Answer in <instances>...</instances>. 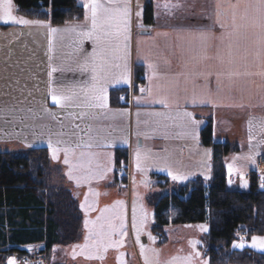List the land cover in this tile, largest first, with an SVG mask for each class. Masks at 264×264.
Wrapping results in <instances>:
<instances>
[{
  "label": "crops",
  "instance_id": "1",
  "mask_svg": "<svg viewBox=\"0 0 264 264\" xmlns=\"http://www.w3.org/2000/svg\"><path fill=\"white\" fill-rule=\"evenodd\" d=\"M77 2L84 9L83 17L62 25H51L48 20L20 12L14 0L12 14L17 19L40 23L22 25L0 21V151L4 147H16L17 151L46 148L53 159L48 145L51 138L53 147L60 149L57 153L58 159L53 160L64 165L68 180L80 193V208L86 195L89 203L93 205V210L87 213L81 208L84 214V239L69 247H55L51 260L44 264H146L144 257H136L125 220L119 219L120 212L126 207L121 193L126 189L129 192L132 182L130 156H133L135 147L147 145L156 149L162 153L163 166L167 164L166 167L172 171L188 173L185 175L187 178L205 175L210 178L213 150L201 144L200 135L207 120L212 118L214 141L237 145V149L224 160L227 182L228 177H231L234 187L248 188L250 173L255 171V163L248 157L252 155L256 160L258 155L264 154V143H260L264 140V131L259 127L264 122V60L254 55L251 40L247 43L241 41L240 54L243 55L246 46L253 54L246 61L237 58L235 64H229L225 43L212 39L206 52L208 58L200 59L193 69L189 51L190 32L203 29L214 37H220L223 30L216 23L217 4L223 6L222 11L230 21L231 10L228 6L236 0H127L130 6L127 41L130 78L128 82L113 81L108 84L107 109L90 110L96 113V118L74 119L71 114L78 117L84 109L72 106L61 108L52 102L49 94L48 45L49 28L90 27V20H85L86 10L83 5L86 0ZM124 2L125 0H119L121 6ZM149 2L154 8L152 25L144 21L145 5ZM137 3L143 5L141 16L137 15ZM165 4L179 6L169 10L164 7ZM136 19H143L140 25ZM31 27L35 30L30 37L29 32L19 31ZM144 29L150 33L141 34L140 31ZM27 40L28 46H23ZM92 47L91 41L86 40L83 44L87 52H91ZM58 54V51L53 54V66H59V61L55 59ZM149 63L167 66L169 71V79L153 81L154 85H162L163 91L158 92L154 87L152 96L147 91H140L141 88L147 89L149 86ZM138 70L143 81L136 85L134 74ZM232 70L239 71L242 75L232 79L221 75L217 79L218 72ZM82 80H90V77H81L79 72L74 71H58L53 73L52 86L60 83L71 85ZM169 85H172L171 92L167 90ZM134 86L137 91L132 93L129 105L111 104L113 90L125 89L129 94ZM162 95H167L168 107L155 102ZM202 100L210 102L202 103ZM44 109L48 111L45 112ZM154 112L168 113L170 118L149 115ZM184 112L191 113V119L177 116V113ZM48 113H55L56 118ZM137 113L140 115L137 116ZM250 121L254 125L251 139ZM89 124L93 128L91 135L95 137L94 143L100 146L75 148V144L81 139L88 141V135L76 129L75 125L83 128ZM61 132L64 135H60ZM57 140L68 143L56 144ZM69 146L75 151L69 156L70 164H65L63 149ZM116 148L129 150V186L122 181V175L116 172ZM81 152L93 155L81 157ZM237 157L240 159H236ZM203 162H206L205 172L201 168ZM229 165L233 166L231 171ZM69 171H72L73 177L79 179V185L77 179H69ZM181 174L184 176L182 172ZM245 182L246 187L243 186ZM117 202L122 203L118 205ZM105 208L110 211L103 213V219L95 226L89 224L85 227L86 220L97 221ZM89 229H92L93 234L86 240ZM85 244L88 245L87 248L84 247ZM90 256L92 258H88ZM9 259H13L12 256H7L5 264H8ZM37 259L39 260L36 262H43L41 257ZM192 261L194 264H202L198 257H194ZM159 262L165 264V259L162 258ZM204 263L210 264L206 259ZM147 264L158 263L148 261Z\"/></svg>",
  "mask_w": 264,
  "mask_h": 264
},
{
  "label": "trees",
  "instance_id": "2",
  "mask_svg": "<svg viewBox=\"0 0 264 264\" xmlns=\"http://www.w3.org/2000/svg\"><path fill=\"white\" fill-rule=\"evenodd\" d=\"M18 10L29 16L62 25L84 15L77 0H14ZM154 8L145 5L146 23H151ZM143 78L134 74L137 85ZM137 87H134V92ZM125 89L112 91V105H126L121 99ZM212 118L201 130L200 142L213 150V169L206 181L196 176L183 184L169 181L155 186L162 190L149 194L154 208V230L162 233L169 225L207 222L203 237L210 264H264V253L250 248L237 249L241 237L264 236V189L260 176L252 171L249 187L229 188L225 158L237 149L236 144L214 141ZM116 169H126L129 150L116 148ZM126 181V177H121ZM80 193L68 180L62 163L52 159L46 148L0 151V264L18 252L30 258L51 260L55 247L80 243L85 236Z\"/></svg>",
  "mask_w": 264,
  "mask_h": 264
},
{
  "label": "snow or ice",
  "instance_id": "3",
  "mask_svg": "<svg viewBox=\"0 0 264 264\" xmlns=\"http://www.w3.org/2000/svg\"><path fill=\"white\" fill-rule=\"evenodd\" d=\"M85 8V20H90V27L82 28L79 26L70 27L65 29L49 28V94L52 102L61 107L66 108L69 106L78 107L84 109L78 114L73 115V118L89 119L96 118V113L91 112V109H107L108 97L107 86L108 84L128 82L130 78V68L128 66V38L130 30V6L125 0L123 6L120 5L119 0H86L84 3ZM179 5L165 4L166 9L171 10L173 7ZM222 5L217 4V19L216 23L221 27L222 34L220 37H214L211 33L200 29L194 32H190L191 39L189 41V51L191 52L190 60L193 62V69H195V63L200 59H207L206 56L209 41L212 39H219L225 43V47L228 51L229 64H235L237 58L241 61H246L249 55L253 54V51L247 46L244 48L243 55L240 54V42L252 41V49H254V55L256 58L264 60V0H236L235 3L229 4L231 10L230 21L226 17V13L222 11ZM13 0H0V21L5 24L12 22L15 24L29 25L40 23L38 21H29L23 18L17 19L12 14ZM137 15H140L137 13ZM88 40L92 42L91 52H87L83 48L84 42ZM59 52L55 56V59L59 61V66H53L52 60L54 59V53ZM148 68L151 75L148 77L149 86L147 89L141 88V92L147 91L149 96L153 95L154 87L156 90L163 91V87L160 84H155L153 81L161 79H169V71L167 66L162 67L157 63H149ZM119 70V71H116ZM74 71L79 72L81 77L87 75L90 80H82L79 82H73L71 85H65L63 83L57 86H52V76L55 72ZM248 74V73H243ZM221 75H227L229 79L233 77H239L242 75L239 71H227L218 72L217 79H220ZM264 75V74H262ZM169 92L172 90V85H169ZM139 102V101H138ZM164 107H168L167 95H162L157 101ZM195 102V101H194ZM202 103L210 101H201ZM47 112V109H44ZM54 119L55 113H48ZM140 114L137 113V116ZM149 115L157 117L170 118V114L162 112H154ZM191 113H177L178 117H186L191 119ZM254 125L249 122V134L251 133ZM261 131H264V122L259 124ZM76 129L84 132L88 135V141L85 142L82 139L75 144V148H91L93 146H100L98 143H94L95 137L91 135L93 132L92 126L85 125L81 128L80 125H75ZM64 135L63 132L59 133ZM73 135H76L73 132ZM68 143L66 141L57 140L56 144ZM264 143V140L260 141ZM49 148L52 150L53 159H58L57 153L59 148L53 147L51 138L48 141ZM30 146V145H29ZM107 146V145H104ZM65 153V164H70L69 156L74 154L75 149L73 147H65L63 149ZM81 157L93 155L92 153L81 152ZM140 154H137V166L139 167ZM236 159H240L237 157ZM248 159L255 163L254 157L250 155ZM76 167V166H73ZM233 168L229 165V171ZM171 175V173H169ZM69 179H77L79 185V179L73 177L72 171L67 173ZM172 178L184 179L183 176L173 175ZM243 186H247L246 182ZM264 187V183H262ZM122 202H117L121 204ZM81 208L87 213L89 210H93V205L89 203L87 195L85 196L84 203L81 204ZM110 209L105 208L102 210V215L97 217V221H85V227L89 224L96 225L98 221L103 219V213L109 212ZM123 226V225H121ZM103 225H101V228ZM202 230H206L203 229ZM92 229H89V236L86 240H89L92 236ZM100 235L101 233H96ZM123 235V233H122ZM197 242H193V246ZM115 246V244L113 245ZM253 247L259 250H264V237L253 236L251 243L248 244L243 237L240 241L233 244L234 248L243 249L244 247ZM88 247L87 244L84 246ZM143 254V246H141ZM199 255V253H197ZM88 258H92L91 256ZM146 264H147V258ZM178 259V258H174ZM190 262L191 257L185 258ZM8 264H15L14 259H9Z\"/></svg>",
  "mask_w": 264,
  "mask_h": 264
},
{
  "label": "rangeland",
  "instance_id": "4",
  "mask_svg": "<svg viewBox=\"0 0 264 264\" xmlns=\"http://www.w3.org/2000/svg\"><path fill=\"white\" fill-rule=\"evenodd\" d=\"M143 10V5L140 6L137 3V13L140 14L139 16H141V13L143 14ZM136 20L137 24L140 25L143 19ZM34 30L35 29L31 27L29 29L25 28L19 31L29 32L28 37H30L31 33H33ZM26 42L29 43V40L24 41L23 46H28ZM11 148L12 147H9L8 149L7 147H4L2 151H17V149H15L16 147H13L12 149ZM138 153L140 154L139 167L137 166ZM209 153H211V148H209ZM206 162L202 163V172H205L204 165L206 164ZM130 164L132 166V182L129 186V192L128 189H126V191H122L121 193L124 197L126 207L124 208L123 212H120L119 219L125 220V224L127 226L129 236L132 240L136 257L140 255L142 258L144 257L145 261V258H147V262L149 261L151 263L158 264H162V262H159L162 261V258L165 259V264H194L192 259L194 257H198L201 259L202 264H206L204 263V259L209 261V258L205 252L203 237L209 230L208 223L202 222L186 224L183 226H166L164 229L165 240L162 241V233L156 232L153 228L155 224L154 208L148 201L149 194L159 191V189L162 190L159 186H155L158 181L162 182V178H160L162 177V175L171 173V175L168 174L167 176L169 181H176L179 183H185L195 177L187 178L185 175H188V173L181 171L184 175L183 177L185 178L174 180L172 176H182L181 172L172 171L171 169H169V167H166L167 164L163 166L162 153L147 145L135 147L133 156H130ZM204 178L207 181L209 179V176L205 175ZM230 179L231 177H228V187L236 188L231 184ZM201 226H203V229L206 230H202ZM253 236L264 237L263 235ZM253 236H251L250 238H243L248 244H250ZM145 240L146 242H144ZM239 241L240 238L235 243ZM193 242H197L195 244V247L193 246ZM134 246L136 248H134ZM141 246H143V254ZM244 248H250L254 251L264 253V250H259L253 247L246 246ZM237 249L241 250L240 248ZM60 250L63 251L62 249ZM197 253H199V255H197ZM187 257H191L190 262L185 260V258ZM36 260L39 259L32 258V264L46 263L42 259L41 260L43 262L39 263L36 262Z\"/></svg>",
  "mask_w": 264,
  "mask_h": 264
},
{
  "label": "built area",
  "instance_id": "5",
  "mask_svg": "<svg viewBox=\"0 0 264 264\" xmlns=\"http://www.w3.org/2000/svg\"><path fill=\"white\" fill-rule=\"evenodd\" d=\"M256 166L259 171L264 172V155L258 157L256 161Z\"/></svg>",
  "mask_w": 264,
  "mask_h": 264
},
{
  "label": "water",
  "instance_id": "6",
  "mask_svg": "<svg viewBox=\"0 0 264 264\" xmlns=\"http://www.w3.org/2000/svg\"><path fill=\"white\" fill-rule=\"evenodd\" d=\"M140 33H141V34H149L150 31H149V30H141ZM140 143H141V142H140V139H139V144H140Z\"/></svg>",
  "mask_w": 264,
  "mask_h": 264
}]
</instances>
